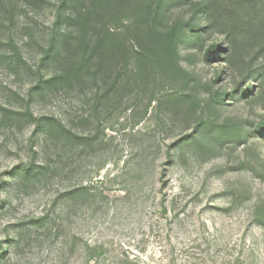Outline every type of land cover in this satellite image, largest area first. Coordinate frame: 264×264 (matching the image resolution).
I'll return each instance as SVG.
<instances>
[{
    "label": "rangeland",
    "instance_id": "rangeland-1",
    "mask_svg": "<svg viewBox=\"0 0 264 264\" xmlns=\"http://www.w3.org/2000/svg\"><path fill=\"white\" fill-rule=\"evenodd\" d=\"M0 1V264H264V21L164 0L187 75L135 87L66 75L90 0Z\"/></svg>",
    "mask_w": 264,
    "mask_h": 264
},
{
    "label": "trees",
    "instance_id": "trees-1",
    "mask_svg": "<svg viewBox=\"0 0 264 264\" xmlns=\"http://www.w3.org/2000/svg\"><path fill=\"white\" fill-rule=\"evenodd\" d=\"M242 1L247 6V12L244 13L251 15L249 12V9H251L258 19L264 21V0ZM163 2L164 0H154L152 2H142L141 0H90L91 8L80 5L81 10L85 8V11L76 12L75 22L79 26L78 40L81 52H83V59L77 63H72L70 68L65 71L66 75L86 70L88 73L93 74L94 78H97L98 73L102 72V67H105L106 60L111 58L113 60L117 59V62H124V65L117 69L116 74L119 76L116 77V80L126 76L135 87L151 77L157 80L158 68L165 69L170 82L175 83L176 79L183 81L187 74L179 65L177 53L183 27L182 25H173L171 27L165 26V29L162 28L164 24L162 19ZM129 11L134 13V22L131 25L123 24L126 29L125 33L121 32L119 27L115 30L107 27L106 20H120L118 15ZM101 24L102 26H100ZM141 31L145 32V38L138 35ZM218 48V45L210 46L207 51V58L214 56ZM108 67L109 70H114L113 65H108ZM111 75L112 72L109 77ZM109 77L105 75V78ZM60 78L58 75L53 80H41L40 82L47 84ZM110 90L106 92L107 97H109ZM168 95L171 96L172 100L180 98L179 93L176 90L174 91L173 88ZM154 98L155 93H153L149 105ZM46 120L53 121L52 118ZM41 169H44V167H41Z\"/></svg>",
    "mask_w": 264,
    "mask_h": 264
}]
</instances>
